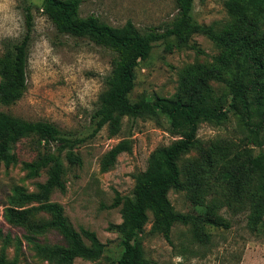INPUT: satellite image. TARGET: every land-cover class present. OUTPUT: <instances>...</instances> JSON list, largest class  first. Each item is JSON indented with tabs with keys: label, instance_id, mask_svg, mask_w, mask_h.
<instances>
[{
	"label": "rangeland",
	"instance_id": "rangeland-1",
	"mask_svg": "<svg viewBox=\"0 0 264 264\" xmlns=\"http://www.w3.org/2000/svg\"><path fill=\"white\" fill-rule=\"evenodd\" d=\"M42 3L43 0H0V56L7 42L23 38L27 6H32L35 17L27 91L16 104H0V111L28 120H47L65 133L84 138L75 149L82 164L70 166L65 160L66 189H56L51 200L64 207L65 214L78 230L95 231L106 246L99 259L77 258L72 264H117L123 250L122 239L110 229L111 224L122 221L120 207H111L116 192L131 195L135 176L146 170L151 153L180 136L171 130L168 118L159 114L125 117L118 135L111 137L105 127L96 136L89 137L91 115L106 88L105 79L111 72L115 53L87 38L60 34L44 14ZM177 12L176 0H82L80 6L81 16L95 14L114 26L132 20L142 31L163 30ZM231 22L225 0H195L185 27L156 42L149 60L138 67L131 99L172 97L187 67L216 63L223 52L198 28L213 24L223 33ZM261 28L264 30V22ZM210 83L218 94L229 93L222 83L214 80ZM260 119L258 113L253 115L254 123ZM248 134V129L235 115L220 125L204 121L198 130L205 152L218 143L235 141L250 147L254 156L264 155V145H257ZM121 140H129L132 151L120 154L114 166L104 171L102 162L106 153ZM17 153L22 161H31L37 156L32 137L19 142ZM201 159L202 152L193 149L182 156L180 165L185 168L190 161ZM219 172L220 169H216L211 175L212 189L204 205L196 203L191 189L169 192L175 209L194 218L189 224L176 223L171 241L162 234L151 233L153 215L148 213L142 239L151 264H264V219L257 227L250 225L248 193L223 182L226 180L220 178ZM46 179L45 169L39 176L29 177L21 163L0 166V229L4 235L11 236L5 248L7 257L17 258L18 264H54L37 253L35 242L50 245L65 242L56 230L34 233L27 226L10 223L5 216L18 187L36 191L38 183ZM48 217L43 212L37 216ZM4 246L1 238L0 249Z\"/></svg>",
	"mask_w": 264,
	"mask_h": 264
},
{
	"label": "trees",
	"instance_id": "trees-1",
	"mask_svg": "<svg viewBox=\"0 0 264 264\" xmlns=\"http://www.w3.org/2000/svg\"><path fill=\"white\" fill-rule=\"evenodd\" d=\"M195 0H176L178 12L163 30H140L132 20L114 26L99 16H81L82 0H43L44 14L53 22L60 34L90 41L111 49L115 56L112 69L105 79L106 88L99 96L98 106L91 115L89 137L96 136L105 127L111 137L118 135L125 117L139 118L164 114L171 130L180 137L170 145L158 147L150 157L145 171L135 176L131 195L116 192L111 207H120L122 221L111 224L119 233L123 250L117 264H151L146 257L142 234L143 223L151 212V233L162 234L171 241L176 223L189 224L193 216L175 209L169 192L191 189L192 197L204 205L212 189V173L220 169L223 182L248 193L251 207L250 225L257 227L264 219V155L254 156L250 147L235 141L218 143L205 152L198 138L202 122L217 125L237 116L249 131V139L264 145V0H225L232 22L223 33L213 24L198 29L212 39L223 52L216 63L195 64L182 74L180 87L172 97L157 96L131 99L136 85L137 69L151 57L156 42L178 33L188 23ZM32 6L25 11L26 32L20 41H9L0 56V104H16L28 88L29 48L34 28ZM225 85L227 95L218 94L211 81ZM261 116L258 123L252 118ZM32 137L38 154L31 160H20L17 145ZM84 138L63 132L47 120H28L12 113L0 111V166L21 163L29 177L47 171L44 183L28 192L18 187L6 209V219L15 225L27 226L34 233L49 229L58 231L62 244L35 242L37 253L54 264H72L75 259L97 260L106 246L95 231L78 230L65 214L64 207L51 200L56 190L66 189L67 166L81 165L82 158L75 150ZM193 149L202 152L201 160L190 161L185 168L180 165L182 156ZM129 140H121L103 159V170L114 166L124 152H131ZM186 175L185 177L183 175ZM29 204H34L29 206ZM48 218H37L39 213ZM5 246L0 249V264H18L5 252L10 235L0 229V239ZM33 239V238H32Z\"/></svg>",
	"mask_w": 264,
	"mask_h": 264
}]
</instances>
